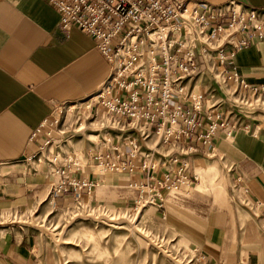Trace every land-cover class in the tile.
<instances>
[{"label": "built area", "instance_id": "2783aa9c", "mask_svg": "<svg viewBox=\"0 0 264 264\" xmlns=\"http://www.w3.org/2000/svg\"><path fill=\"white\" fill-rule=\"evenodd\" d=\"M45 1L57 11L60 28L89 35L109 63L95 93L59 104L31 134H44L28 162L49 167L51 202L91 214L99 180L78 173L94 166L98 174L136 176L126 184L134 203L161 207L168 192L196 181L188 173L190 155L204 150L209 156L215 138L255 134L264 125V86L225 69L242 47L264 41V8L237 0ZM206 74L217 89L203 85ZM87 128L99 132L86 137L82 152L62 149ZM260 228L264 243V222Z\"/></svg>", "mask_w": 264, "mask_h": 264}, {"label": "crops", "instance_id": "0c3cea01", "mask_svg": "<svg viewBox=\"0 0 264 264\" xmlns=\"http://www.w3.org/2000/svg\"><path fill=\"white\" fill-rule=\"evenodd\" d=\"M200 1L221 4L229 0ZM237 1L264 8V0ZM225 69L237 72L251 86H264V41L253 40L242 47ZM108 70L109 63L93 39L77 27L60 28L57 11L45 0H0V208L32 204L48 186L49 167L41 163L35 168L28 162L44 137L41 133L31 138L33 130L52 112L57 114L59 104L76 103L95 93ZM203 85L218 88L209 74ZM203 152L188 157L194 184L174 190H195L192 197L197 204L176 207L170 203L172 190L163 200L161 207L170 196L163 213H168L170 225L210 264H264L260 228L264 222V125L259 124L255 134L237 131L231 139L217 137L206 149L209 156ZM212 157L230 164L224 172L226 180L214 187L228 190V200L206 186L205 178L216 171L214 164L205 163ZM93 167L79 176L99 180L98 187L107 194L117 193L122 202L129 199L132 190L126 184L136 176L98 174ZM230 182L239 192L233 191ZM241 197L250 201L248 216L237 205ZM91 201L97 203L96 191ZM39 244V235L32 229L0 232V264H54L38 253Z\"/></svg>", "mask_w": 264, "mask_h": 264}, {"label": "rangeland", "instance_id": "374dc122", "mask_svg": "<svg viewBox=\"0 0 264 264\" xmlns=\"http://www.w3.org/2000/svg\"><path fill=\"white\" fill-rule=\"evenodd\" d=\"M93 126L99 125L94 123L91 127ZM98 132L99 129L87 128L83 134H77L69 139L62 149L68 153L71 150L80 153L84 149L83 144L85 147L88 145L86 139L89 138L88 134ZM90 139L93 140L94 137ZM205 163L216 166L215 174L205 178L209 181L206 186L212 187L217 197L223 200L222 196H225L224 200H228V190H214V187L226 180L224 172L226 173V169L230 167L229 162L224 158L212 157ZM40 165L41 163L34 162L35 168H39ZM93 170L98 168L93 167ZM198 179L200 180L199 177ZM231 185L233 186V182ZM233 187L235 193L239 192L238 187ZM48 190L47 186L37 199L27 206L0 208V232H6L10 228L36 231L40 238L38 253H44L50 263L210 264L183 234L170 225L168 213H163L168 208L169 195L164 207L159 208L149 202H140L136 205L132 192L129 193V199L122 202L124 200L118 199L117 193L107 194L104 189L98 187L96 190L98 201L92 202L90 198L92 213L85 214L72 203L51 202L47 198ZM184 191L170 192L173 196L170 203L179 208L184 207L185 203L197 204L195 201L197 199L192 197L195 190ZM244 199L238 198L237 205L247 214L249 209L243 203ZM103 204L109 208L108 211L100 210ZM249 206L251 205L248 204Z\"/></svg>", "mask_w": 264, "mask_h": 264}, {"label": "bare ground", "instance_id": "6f19581e", "mask_svg": "<svg viewBox=\"0 0 264 264\" xmlns=\"http://www.w3.org/2000/svg\"><path fill=\"white\" fill-rule=\"evenodd\" d=\"M106 122H104V124H105ZM153 141H150V143H152Z\"/></svg>", "mask_w": 264, "mask_h": 264}]
</instances>
